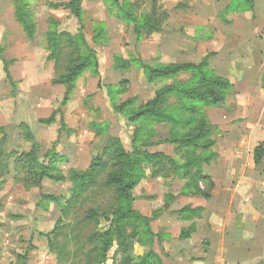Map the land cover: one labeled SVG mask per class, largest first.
<instances>
[{
  "label": "rangeland",
  "instance_id": "rangeland-1",
  "mask_svg": "<svg viewBox=\"0 0 264 264\" xmlns=\"http://www.w3.org/2000/svg\"><path fill=\"white\" fill-rule=\"evenodd\" d=\"M15 1L0 0V47L4 57L12 60L11 78H8L0 59V264H97L95 255L99 243L94 233L100 230V222L94 213L103 211L112 215L123 204L117 187L109 182L116 171L124 168L125 161L118 166L113 163L118 146L112 147L110 140L118 139L121 149L129 153L163 152L183 164L189 161L191 150L181 148V151L177 144L164 141L172 133L177 136L185 132L195 134L198 125L184 123L190 118L185 112L176 115V119L183 122L174 125L154 119L131 122V114L154 98L157 89L189 78V74L180 73L151 84L143 68L131 59H143L150 65L198 62L212 51V57L223 55L226 64L229 58L225 37L232 34L229 43L235 44L236 56L248 54L251 48H256L255 43L261 49L259 40L264 37L258 35L257 41H249L250 30L243 29L242 15L224 11L231 0H126L133 3L131 8L138 18L143 12L155 11V17L159 16L157 25L163 24L164 29L151 36L146 35L147 28H142L144 37L140 40L133 23L117 16L118 7L113 0H83L81 18L64 6H54V3L71 0H22L25 15L19 21ZM118 1L121 6L125 3V0ZM262 8L261 1L256 2L255 14L260 22L264 21L260 14ZM231 16L240 21L236 27L231 26ZM20 21L32 25L31 38ZM99 24L104 25L107 37L103 44L95 42V28ZM80 29L96 50L98 64L88 66L68 92L67 85L53 84L52 80L60 81L71 57L60 56L59 64L50 59L47 35L52 30L76 35ZM215 36L218 38L213 40ZM217 40L220 42L215 45ZM71 48L67 46L65 52ZM117 55H121L129 67L115 69ZM227 79L231 83L235 81ZM235 86L239 91L246 90L239 97L240 105L252 107L239 111L236 116L241 121L246 118L258 121L255 126H246L249 131L245 130L239 137L244 147L250 146L248 154L252 155L254 146L264 145V68L257 79L248 74L238 77ZM235 92L233 84L228 96L232 102ZM180 99L177 93L171 94L163 105L178 107ZM208 108L217 107L203 110L214 127V135L217 131L214 123L218 122L219 115L216 112L212 116L216 122L212 121ZM29 132L39 143L38 161L53 164L56 176H63L64 180L46 177L39 185L28 181L27 165L21 156L33 149ZM222 132L229 131L225 127ZM103 153L106 155L104 168L89 181L87 190L77 195L75 182L79 175L97 165ZM217 159L204 164L202 171L206 175L211 176L205 172L206 168L209 171L208 166L214 171L215 166L220 165ZM248 162L250 167L255 165L261 169L264 154L259 163L254 154ZM140 166L144 167L145 177L131 190L133 206L150 218L156 215L150 220L154 234L146 233L148 222L139 218H126L119 224L121 229L116 224L105 223V229L117 232L112 237L107 261L102 264H140L147 257L148 264H196L204 258L206 264L257 260L255 255L248 254L230 258L222 253L219 240L214 249L208 245L204 252H199L194 242L184 246L181 233L198 220L192 214H188L187 219L181 214V209L189 206L181 200L188 196L186 190L191 183L192 170L190 176L183 175L176 171V164L166 158L150 163L144 160ZM201 185L208 187L207 183ZM247 188L243 193L251 200L244 204L252 208L251 212L260 213L264 210V183L257 188L251 181ZM61 206H65L66 213ZM238 208L245 209L242 205ZM57 225L60 229L55 237L54 252L41 233H49ZM257 249L264 256V246ZM258 264H264V259Z\"/></svg>",
  "mask_w": 264,
  "mask_h": 264
},
{
  "label": "trees",
  "instance_id": "trees-1",
  "mask_svg": "<svg viewBox=\"0 0 264 264\" xmlns=\"http://www.w3.org/2000/svg\"><path fill=\"white\" fill-rule=\"evenodd\" d=\"M83 0H71L69 3L56 4L54 6H64L71 10V13L77 18H81V5ZM114 5H117L118 12L117 16L133 23L134 32L137 35V39H142L144 37L142 28H147L146 35L150 36L155 32H160L164 29L163 24L158 26L156 21L159 16L155 17V11L143 12L139 18L131 6L133 3H125L121 6L118 0H113ZM16 15L18 21L21 19L22 15H25L24 8L22 6V0L15 1ZM233 8L247 9L251 10L254 6V0H233ZM169 16L166 17V19ZM22 20H26L22 18ZM25 30L28 36L31 38L32 25L25 24ZM25 22V21H24ZM48 42L50 50V59L54 60L56 64H59L60 56L68 54L71 58L68 62L65 72L60 77V81L56 79L52 80L53 84L63 83L67 85V90L70 92L73 90L74 81L80 77L83 71L91 64H98L97 52L92 47V45L87 40L82 29L76 35H70L66 32H58L52 30L48 33ZM105 28L104 25H97L95 28V42L103 44L106 41ZM67 46L72 47L67 52L65 49ZM75 47V49H73ZM0 47V59L3 62V68L6 72L8 78H11L9 66L12 60L4 57ZM67 55V56H68ZM213 53H208L199 62H170V63H160L157 65H150L143 59H131L136 62L144 70V74L148 82L151 84L157 81H163L172 77L177 76L180 73L189 74V78L186 81H178L174 85H169L168 87H162L157 89L155 92V97L146 101L141 109L137 112L131 114V122H137L141 119H154L157 122L167 123L174 125L180 121L176 119V115L181 112H185L189 115L188 123L189 126L195 127V134L185 132L184 135L177 136L175 133L170 134V136L165 139L166 143H175L187 152L191 150V156L189 155V161L178 164L177 161L171 159L163 152H150L145 151L143 153L135 151V153H129L122 150L120 147V142L118 139H111L113 142L112 147H116L118 153L114 152L113 163L115 162L117 166L125 161L124 168L119 172L116 171L110 177V184L117 187L119 196L123 201V204L116 210L112 215H108L105 212H96L94 216L100 222V230H96L94 237L98 241L97 254L95 255L96 263L102 264L107 261L108 252L111 244L112 237L114 233L117 232L109 229H105V223H111V225L116 224L121 229L120 223L124 222L126 218H139L141 220L148 222L147 234L151 236L154 232L151 229L150 220L156 215H152L150 218L147 215L142 214L140 211L136 210L133 206L134 196L131 194V190L136 188L141 180L145 177L144 167L140 165L142 161H158L160 162L163 158L170 159L172 164H176V171L183 175H188L191 173V183H189L186 190L188 195H199L206 199L212 198V193L215 188V183L211 176L206 175L202 170L204 164H210L214 159L217 158V153L214 151L213 147L215 145V139L212 136L214 130L213 125H211L204 113V108L206 107H222L226 105L227 98L232 91L233 84L224 76L218 74L215 69L211 66V57ZM97 67V66H96ZM129 65L127 61L121 59V55L115 57L114 68L117 70H122V68H127ZM177 93L180 96V104L178 107L175 105H163L171 94ZM166 99V101H165ZM175 118V119H174ZM186 120V119H184ZM183 122V121H180ZM29 131V130H28ZM1 132V131H0ZM30 133V139L33 141V149L21 156V159L27 165L28 181L33 185H39L42 183L44 178H51L55 181L64 180L63 176H56L54 172L55 167L53 164L47 165L45 163H40L38 161L39 156V143L35 141L34 135ZM120 147V148H119ZM106 152L109 151L110 145L107 147ZM201 153H199L200 150ZM182 151V150H181ZM264 154V145H258L254 150V158L257 163L260 162ZM188 155V154H187ZM106 155L103 153L98 159L97 165H94L90 171L82 173L79 175V179L75 182V192L77 195L84 193L87 190L89 181L95 177V174L100 172L104 168V157ZM10 157V155L8 156ZM185 161V160H184ZM54 162V161H53ZM153 172H155V166L152 165ZM194 170V171H193ZM190 182V181H189ZM207 183L208 187H202L201 184ZM86 184V185H85ZM54 198V197H53ZM52 198V199H53ZM51 199V198H50ZM51 199V200H52ZM54 199H57L56 197ZM64 213H66L65 206ZM182 217L187 219L188 214H192L200 218L204 212L203 207L192 208L191 206L184 207L181 209ZM60 225H57L54 230L49 233H41L42 237L48 239L50 248L56 252V234L59 232ZM195 227L191 226L186 231H183L180 238H186L191 235ZM58 253V252H57ZM156 254V253H155ZM60 255V252L58 253ZM158 257V255L156 254ZM149 258L147 257L140 264H148Z\"/></svg>",
  "mask_w": 264,
  "mask_h": 264
},
{
  "label": "crops",
  "instance_id": "crops-1",
  "mask_svg": "<svg viewBox=\"0 0 264 264\" xmlns=\"http://www.w3.org/2000/svg\"><path fill=\"white\" fill-rule=\"evenodd\" d=\"M258 1H261L263 5L260 14H262L264 18V0H254V6L251 10H236L232 6L233 0L224 7L225 13L242 15L243 22H241V24L245 26L243 29L250 30L249 37L251 36V40L249 41L254 42L259 39L256 38L258 35L264 37V21L260 22V17L255 14L256 2ZM232 20V27H236V24L240 23L238 17L232 18ZM231 35L224 38L226 42L225 45H228V50L226 51L228 54L227 59L229 58V60L225 62L226 64L223 63V55H221L222 57H219V55L213 56L211 59V66L218 74L231 80L235 79V83L233 81L232 83L236 91L235 96L231 97L234 98L233 102L229 97L225 106L207 109L209 118L212 121H215L212 116L216 112L219 115L217 119L218 122L215 121L216 123H214L217 131L212 136L215 141H217L213 149L218 153L217 161L219 162L220 160V165L215 166L214 171L212 167L209 166V171H207V168L205 169V172L211 175L215 183V188L211 199H206L199 195H188L182 198L181 202H184V204L192 208L203 207L204 212L200 218H197V223L194 225L195 229L191 235L180 239L184 246L190 242H194L193 244L199 249V252L206 251L208 245H210V248L214 249L219 240L222 253L230 258H232L231 255L241 256L244 254L255 255L257 258V260L248 259L246 263L238 261L237 263L235 262V264H258L260 260L264 259L263 254L260 251L258 252L259 249H257L264 246V210H261L259 213L258 210L253 209L256 211L251 212L252 208L244 204V202H249L251 198H247L243 190L248 189L247 187L250 186L251 181H253V184H256L257 188H260V184L264 183V177H262L264 176V167L260 169L259 166H249L248 161L253 158L254 150L252 151V155L248 154L250 146L248 147L247 145L244 147L239 140V137L244 135L245 130H248L246 126H255L258 121H252L249 118L241 121L239 120L240 118L236 116L239 111L245 109L250 110L252 107L249 105L247 107L240 105L242 102L239 97L241 94L245 93L246 90L244 92L242 90L239 91L235 85L237 78L244 77L246 74L257 79L259 73L264 68V38L259 40L262 47L261 49L258 47L259 44L257 45L255 43L254 47L256 46V48H251L249 51L250 53L248 52L246 55L236 56L234 49L235 44L232 45L229 43ZM215 38L218 37L215 36L213 40ZM217 42L219 43L220 40L214 41V44L218 45ZM205 56L206 55H203L202 58ZM189 61L197 62L193 60ZM225 127L229 132H222ZM250 136H253V133L252 135L250 134ZM250 138L252 139V137H249V139ZM243 141L245 142V140ZM250 142L253 143V141ZM257 146H254V148ZM259 178L260 180H258ZM252 188L256 189L254 186H252ZM239 205L245 207L244 211L238 208ZM260 227L262 228L260 229ZM204 248L205 250H202ZM205 261H207L206 258L199 259L196 264H206Z\"/></svg>",
  "mask_w": 264,
  "mask_h": 264
}]
</instances>
